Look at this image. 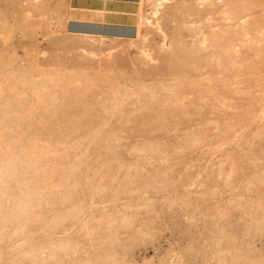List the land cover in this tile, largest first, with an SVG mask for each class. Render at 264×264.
Listing matches in <instances>:
<instances>
[{
	"label": "rangeland",
	"instance_id": "374dc122",
	"mask_svg": "<svg viewBox=\"0 0 264 264\" xmlns=\"http://www.w3.org/2000/svg\"><path fill=\"white\" fill-rule=\"evenodd\" d=\"M64 1L0 0V264H264V0Z\"/></svg>",
	"mask_w": 264,
	"mask_h": 264
},
{
	"label": "crops",
	"instance_id": "0c3cea01",
	"mask_svg": "<svg viewBox=\"0 0 264 264\" xmlns=\"http://www.w3.org/2000/svg\"><path fill=\"white\" fill-rule=\"evenodd\" d=\"M141 11L142 0H65V27L77 35L133 37Z\"/></svg>",
	"mask_w": 264,
	"mask_h": 264
}]
</instances>
